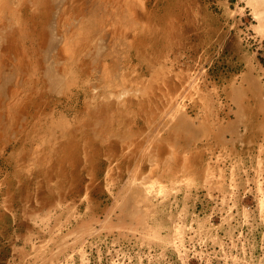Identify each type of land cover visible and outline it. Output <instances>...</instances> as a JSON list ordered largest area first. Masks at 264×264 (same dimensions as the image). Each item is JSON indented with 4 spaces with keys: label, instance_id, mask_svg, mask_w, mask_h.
<instances>
[{
    "label": "rangeland",
    "instance_id": "374dc122",
    "mask_svg": "<svg viewBox=\"0 0 264 264\" xmlns=\"http://www.w3.org/2000/svg\"><path fill=\"white\" fill-rule=\"evenodd\" d=\"M70 4L52 3L48 58L76 37L70 15L61 20ZM89 7L105 30L90 48L95 81L117 60L130 115L142 101L138 142H119L98 170L83 144L81 180L61 183L55 136L68 113L41 120L56 122L43 137L51 149L32 140L36 119L1 105L0 264H264V0ZM8 20L0 15V34ZM58 85L47 84L49 99L66 97L67 83ZM67 117L72 124L74 109Z\"/></svg>",
    "mask_w": 264,
    "mask_h": 264
},
{
    "label": "bare ground",
    "instance_id": "6f19581e",
    "mask_svg": "<svg viewBox=\"0 0 264 264\" xmlns=\"http://www.w3.org/2000/svg\"><path fill=\"white\" fill-rule=\"evenodd\" d=\"M53 1L0 0V15L8 12L10 20L0 34V102L2 103L0 107L4 104L9 110H14L12 112L16 111V114L21 110L36 119V135L32 140L35 139L41 144L50 143L48 148L51 149H55L54 144L49 141L50 138L43 139V137L55 135L50 130L52 128L50 124L56 122L52 120L49 124H42V118L52 119L50 110L58 107L63 108L68 114L74 109L72 124L71 119L67 117L68 114L57 118L59 123H67L64 127L60 125L61 134L55 136L63 141L60 144L62 155L58 163H60V181L65 183L64 179L71 173H74L73 179L81 180L79 174L76 175L75 172L81 162L83 144L86 145L89 154V161H86L98 170L101 165L99 161L101 155L116 153L119 142L124 143L126 139L138 142L136 140L139 135L138 122L142 117L143 107H141L142 101L133 103L131 100L132 104L129 105L133 108L134 114L130 115L131 111L127 109L130 101L120 100L129 89L125 87L127 82L123 76H114L112 73V69L117 68V60L111 59L108 64L105 63L101 79L95 81L94 74L99 68L91 66L90 48L93 41L103 37L100 31L105 30L104 27L99 29L97 18L94 17L97 16V12L91 11L93 8L90 9L89 0H71L68 12L61 20L65 24L67 15H70V27H74L77 31L76 37L74 36V40L67 39L54 57L48 58L45 55L48 50L47 41L48 35L50 36L48 26L52 22ZM99 20L104 23L106 17L100 16ZM131 24L130 21V26ZM122 28L128 29L127 26ZM124 29L119 28L118 31L122 33ZM136 36L133 45L135 42V46L139 47L140 36L138 33ZM60 83H67L68 93L62 99L64 101L49 99L47 84L49 89L54 90L53 88ZM115 84H123L125 89L115 92L113 88ZM60 112L62 111L58 110L55 114ZM8 113L11 115V111ZM68 125L75 128L74 133L72 129L67 130ZM121 155L123 156L124 153Z\"/></svg>",
    "mask_w": 264,
    "mask_h": 264
}]
</instances>
